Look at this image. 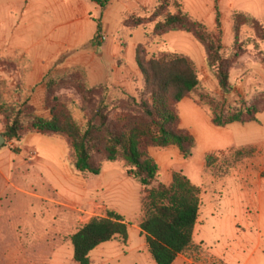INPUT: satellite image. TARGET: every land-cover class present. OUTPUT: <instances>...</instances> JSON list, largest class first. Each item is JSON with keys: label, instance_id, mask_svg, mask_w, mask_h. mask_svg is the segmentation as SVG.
Instances as JSON below:
<instances>
[{"label": "rangeland", "instance_id": "obj_1", "mask_svg": "<svg viewBox=\"0 0 264 264\" xmlns=\"http://www.w3.org/2000/svg\"><path fill=\"white\" fill-rule=\"evenodd\" d=\"M236 2V7L243 11H251V7L258 8L261 3L260 0ZM88 6L93 20L84 23V37L93 39L97 34L98 22H101L106 25L103 33L106 43L104 38L100 40V48L90 43L83 48L84 52H95L98 57L102 49L111 48L113 54L116 51L113 46L118 44L120 56L112 63L111 55L106 56L104 60L111 66L106 71V81L101 83L90 82V78L95 75L87 62L86 66L57 70L51 74L66 77L71 73L89 86L106 83L138 97L144 87L137 64L139 47L144 60L162 54L188 57L198 70L200 85L175 110L180 118V129L189 127L200 132L193 156L185 160L177 147L147 148L160 168L161 178L145 189L128 174L125 162L121 160L110 163L103 156H97V160L102 163L101 175L93 177L79 174L74 167V154L66 138L36 135L30 143L24 142V139L15 140L22 149L21 153L8 146L7 140L6 145L0 148L9 166L7 179H0V264H75L72 236L93 219L105 218L109 211L121 215L128 223L129 242L125 245L118 239L98 247L90 255L92 264H155L144 248L146 238L141 235L139 226L145 217L148 191L159 184L169 186V179H173L175 169L180 170L202 193H208V197L214 192V197L219 198L215 216L202 217V221L196 225L194 240L201 246L193 245V252L200 254L205 249L221 257L225 264H264V222L260 225L242 221L238 225H229L226 220L233 211L240 215L242 208L246 212L245 218L256 215L241 186L256 189L257 198L261 195L264 203V20H259L260 27L250 21L244 22L236 38L233 14L240 11L231 12L228 21L222 20L221 15L222 55L230 65L232 86V91L224 94L216 72L209 67L204 48L192 35L185 32L157 35L154 32L155 25L163 21L165 15L154 22L148 21L154 10L140 15L147 21L132 31L123 26L124 19L114 6L108 14L96 3L88 1ZM255 11L256 15H260L259 10ZM177 12L176 6L167 10L170 14ZM48 21L52 25V20ZM206 26L216 35L219 33L216 26ZM87 41L82 39V43ZM1 59L5 60L4 64L0 63L5 75H0V134L4 133V114L20 108L27 100L33 107L27 109V114L49 118L51 114L46 93L42 106L36 108L32 104L36 89L25 88L26 68L9 66L7 58ZM15 74L20 79L12 82L10 76ZM44 80L42 85L46 88ZM55 93L67 104L74 120L84 127L89 107L84 104L77 90L71 84H66ZM248 108H256L261 112L257 116L258 123L222 128L233 132L235 143L231 148L205 156L201 141H205L206 137L201 130L202 120L196 111L205 114L213 124L215 115L228 119ZM172 150L177 152V156H169ZM40 158L45 163L40 164ZM25 161L35 165L30 166ZM20 182L32 189L33 193L41 195L42 199H34L16 191L15 187ZM218 205L226 212H220Z\"/></svg>", "mask_w": 264, "mask_h": 264}, {"label": "trees", "instance_id": "obj_2", "mask_svg": "<svg viewBox=\"0 0 264 264\" xmlns=\"http://www.w3.org/2000/svg\"><path fill=\"white\" fill-rule=\"evenodd\" d=\"M89 1L105 9L112 0ZM215 4L216 28L219 31L217 35L204 22L183 11L180 0H159L148 21L154 22L165 15L164 20L155 25L154 32L157 35L171 32L192 35L204 48L209 67L216 72L220 89L228 94L232 91L230 65L222 55L219 0H215ZM172 6L178 7L177 14L167 13ZM146 21L139 15H131L126 18L124 27L135 31ZM247 21L260 27L259 19L250 14H233L236 38L241 26ZM103 33V25L98 22L97 34L91 46L101 47ZM141 50V47L137 49V64L143 76L144 87L138 97L106 83L89 86L71 73L66 77H56L50 73L45 77L44 83L51 116L43 118L37 114H27V109H33L27 100L20 108L4 114L3 136L9 142L21 141L30 134L66 138L74 154V167L79 174L100 176L102 163L97 160V156H103L106 162H125L131 177L145 189L152 187L160 180L161 175L158 164L149 155L147 148L177 147L185 160L193 156L195 138L188 130L179 128L180 118L175 108L199 87L200 77L195 64L188 57L162 54L144 60L141 58ZM4 62L5 60L0 59V63ZM7 62L9 66H14L12 62ZM66 84H71L89 107L84 127L74 120L67 104L56 96L55 92ZM260 114L258 109L248 108L236 112L228 119L215 115L212 122L219 128L236 123L247 125L258 123L257 116ZM200 209L201 190L182 172L174 173L171 185L159 184L148 191L145 217L139 228L156 264H174L180 255L193 247ZM128 228L124 217L112 211L105 218L93 219L71 238L74 263L92 264L91 253L112 241L120 239L127 245Z\"/></svg>", "mask_w": 264, "mask_h": 264}, {"label": "crops", "instance_id": "obj_3", "mask_svg": "<svg viewBox=\"0 0 264 264\" xmlns=\"http://www.w3.org/2000/svg\"><path fill=\"white\" fill-rule=\"evenodd\" d=\"M88 1L89 0H0V59L7 58L14 66L26 68L27 75H25L24 79L25 88L28 90L36 89L32 96V104L36 108L42 106V101L45 98L46 88L42 85V82L49 73L80 65L86 66L85 62H87L96 76L91 77L90 82L97 84L106 81L105 75L108 67L111 66L115 58L120 56L121 48L118 44H114L113 49L116 51L113 54H111V48L102 49L103 51L98 57L95 52H84L83 48L88 46L94 39H87V36L84 37V23L93 20L92 14L89 11ZM158 1L159 0H112L104 10L108 14L112 12L114 6L115 9L119 10L121 13L124 19L123 22L125 23L126 18L131 15L140 16L153 11L158 6ZM236 1L237 0H219L222 20L228 21L233 11L245 12L259 20H264V0H260V5L258 8H255L259 10L260 15H256V11L252 7L251 11H243V9L236 7ZM180 2L183 5V10L192 18L206 23L210 28L216 26L215 0H180ZM224 4L226 5L225 9ZM213 18H215V21ZM48 19L52 20V25H49ZM103 28L105 31L106 25H103ZM103 38L106 43L105 36ZM82 39L88 41L82 43ZM108 54L111 55V63H106L104 60ZM64 57V61L59 63ZM0 75H5L2 69H0ZM10 78L12 82H17L20 79L18 74L10 76ZM196 115L202 120L201 130L205 132V141H201L204 146L203 152L205 156L226 150L233 146L235 138L233 132L228 129L241 124H233L225 130L214 126L205 114H203V116L196 111ZM184 129L191 131L196 142L198 141L199 131L189 127H184ZM36 135L37 134L29 135L24 138V142H32L33 137ZM7 145H10L16 152H22V149L16 144L15 140L7 143ZM172 154L177 156L175 150H172L169 156ZM38 162L43 164L45 160L40 158ZM25 163L30 166L35 165L29 161H25ZM200 163L199 161V164ZM187 166L185 168H187ZM8 170L7 157L0 152V179H7L6 172ZM178 171L180 172V170L175 169L174 173ZM171 183L172 178L169 179V185ZM240 188L245 192L246 199L250 202V207L255 210L256 215H253L252 218H245L246 212L242 208L240 215L233 211L231 215L226 217V220H228L229 225H238L242 221L257 222L261 225V223L264 222V203L262 196L260 195V197L257 198V190H252L246 185ZM15 189L21 194L31 198L38 200L42 199L41 195L33 193L32 189L25 187L23 182H20V185L15 187ZM214 196V192L211 194V197H208V193L205 194L201 192V209L197 224L202 221V217L215 216L214 212L217 211L216 205L219 198L216 199ZM220 207L221 206L218 205V210L220 212H226ZM194 245L201 246V244H198L195 240ZM144 248L148 250L147 243L144 245ZM203 250L202 253L198 254L191 249L185 254L180 255L174 264H225L221 257L205 249ZM150 257L153 259L151 254Z\"/></svg>", "mask_w": 264, "mask_h": 264}, {"label": "water", "instance_id": "obj_4", "mask_svg": "<svg viewBox=\"0 0 264 264\" xmlns=\"http://www.w3.org/2000/svg\"><path fill=\"white\" fill-rule=\"evenodd\" d=\"M7 143L6 138L3 136V134H0V148L4 147Z\"/></svg>", "mask_w": 264, "mask_h": 264}]
</instances>
